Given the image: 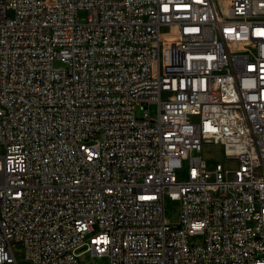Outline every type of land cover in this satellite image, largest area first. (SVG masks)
Here are the masks:
<instances>
[{
    "label": "built area",
    "instance_id": "obj_1",
    "mask_svg": "<svg viewBox=\"0 0 264 264\" xmlns=\"http://www.w3.org/2000/svg\"><path fill=\"white\" fill-rule=\"evenodd\" d=\"M81 247L264 264V0H0V264Z\"/></svg>",
    "mask_w": 264,
    "mask_h": 264
},
{
    "label": "rangeland",
    "instance_id": "obj_2",
    "mask_svg": "<svg viewBox=\"0 0 264 264\" xmlns=\"http://www.w3.org/2000/svg\"><path fill=\"white\" fill-rule=\"evenodd\" d=\"M59 65L57 61L55 63ZM149 115L154 117L157 115V106L156 104H150L148 107ZM142 112L136 111V116L141 117ZM200 155L205 158L209 163L210 162H221L224 165H230L231 161L225 158L223 153L222 146L216 143H204L202 146V151ZM165 214L168 220L172 223L177 221L179 214V204L176 201L166 199L165 201ZM191 244H200L202 243L201 235H192L189 237ZM85 247H81L77 250V253H80L77 258L79 262H89V263H98V264H109V258L107 255L96 256L91 253V251L85 250Z\"/></svg>",
    "mask_w": 264,
    "mask_h": 264
}]
</instances>
